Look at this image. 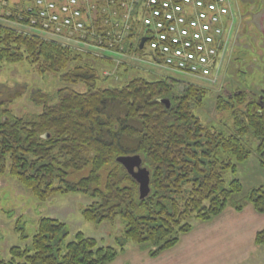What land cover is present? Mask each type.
Here are the masks:
<instances>
[{
  "label": "trees",
  "instance_id": "1",
  "mask_svg": "<svg viewBox=\"0 0 264 264\" xmlns=\"http://www.w3.org/2000/svg\"><path fill=\"white\" fill-rule=\"evenodd\" d=\"M7 20L18 18L14 13ZM131 49L143 52L139 46ZM82 59L53 41L0 24V61L26 62L42 76L59 74L63 82L55 102L40 98L38 115L20 118L0 109V175L14 176L41 202L57 194L88 195L92 202L84 219L102 223L121 218L125 240L148 246L151 258L176 247L193 230V221L210 222L229 206L242 212L251 204L264 214V185L234 201L243 185L227 180L237 171L234 160L245 162L252 154L248 136L257 142L264 169L263 93L262 100L245 92L233 96L234 125L226 133L195 114L204 104L203 89L189 85L176 95L175 84L141 77L100 88L98 70L77 64ZM78 84L86 85V91L72 87ZM223 103L219 97V107ZM135 155L151 176V192L143 200L139 184L117 161ZM84 171L86 176L70 181L71 174ZM68 235L64 222L42 217L31 246L11 248L9 261L0 257V264H112L125 250L122 243L115 249L83 233L64 246ZM254 242L264 247V229Z\"/></svg>",
  "mask_w": 264,
  "mask_h": 264
},
{
  "label": "rangeland",
  "instance_id": "2",
  "mask_svg": "<svg viewBox=\"0 0 264 264\" xmlns=\"http://www.w3.org/2000/svg\"><path fill=\"white\" fill-rule=\"evenodd\" d=\"M23 1L0 0V24L20 32L29 30L31 34L49 36L39 29L7 20ZM233 2L236 4V17L242 21H238L241 24L237 25L233 39L222 49L208 77L173 69L163 61L154 60L148 44L143 53L132 49L121 52L118 48L110 49L108 44H103V47L79 44L83 59L77 64L92 65L98 70L100 79L97 86L100 88L121 86L126 79L141 77L175 84L176 95L189 85L203 89L206 94L204 104L195 109V114L204 123L231 133L234 125L230 109L233 96L245 92L262 100L259 95L264 94V0ZM138 40L137 36L131 39L135 47ZM128 48L131 46L127 45ZM62 87L59 74L42 76L26 62L13 64L0 61V109H8L16 117L28 118L40 114L43 110V103H38L40 98L55 102L56 94ZM72 87L79 92L86 91L84 84ZM18 92L24 93L20 97L15 96ZM219 97L225 102L222 107L218 105ZM245 142L252 149L250 158L245 162L234 160L237 171L227 176L228 181L238 179L243 185V192L235 195L234 201L245 199L251 190L264 185V169L255 152L257 142L251 136L246 137ZM86 175L87 171L73 173L70 181H77ZM91 202V198L83 193L57 194L41 202L14 176L9 173L0 175L1 259L9 261V251L13 247H30L38 220L51 217L67 225L69 235L64 240V246L73 241L77 233L115 249H119V243L124 244V252L112 264H264V247L256 246L254 242L257 232L264 229V214L256 212L251 204L242 212L229 206L210 222L193 221V230L182 236L176 247L151 258L148 246L125 240L126 224L121 218L102 223L86 221L83 211Z\"/></svg>",
  "mask_w": 264,
  "mask_h": 264
},
{
  "label": "built area",
  "instance_id": "3",
  "mask_svg": "<svg viewBox=\"0 0 264 264\" xmlns=\"http://www.w3.org/2000/svg\"><path fill=\"white\" fill-rule=\"evenodd\" d=\"M233 10V0H25L9 15L76 51L108 44L124 52L133 37L137 46L147 38L156 61L208 77L227 44Z\"/></svg>",
  "mask_w": 264,
  "mask_h": 264
},
{
  "label": "water",
  "instance_id": "4",
  "mask_svg": "<svg viewBox=\"0 0 264 264\" xmlns=\"http://www.w3.org/2000/svg\"><path fill=\"white\" fill-rule=\"evenodd\" d=\"M147 39L141 40L140 49L145 46ZM163 103L169 105L168 100H162ZM117 161L124 167L127 173L139 184L140 199L147 198L151 192L150 183L151 176L150 171L143 166V160L139 155L135 156H122Z\"/></svg>",
  "mask_w": 264,
  "mask_h": 264
},
{
  "label": "crops",
  "instance_id": "5",
  "mask_svg": "<svg viewBox=\"0 0 264 264\" xmlns=\"http://www.w3.org/2000/svg\"><path fill=\"white\" fill-rule=\"evenodd\" d=\"M242 2H245V0H241ZM236 11L234 12L233 14V23L230 24L229 28H228V31H227V43H229V40L231 41L233 39V35L235 34V31H236V28H237V25L241 24L239 22H241L240 20H238V17H236ZM241 19H243V17H241ZM239 21V22H238Z\"/></svg>",
  "mask_w": 264,
  "mask_h": 264
}]
</instances>
